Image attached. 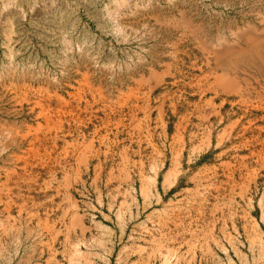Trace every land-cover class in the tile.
Here are the masks:
<instances>
[{
	"label": "rangeland",
	"instance_id": "1",
	"mask_svg": "<svg viewBox=\"0 0 264 264\" xmlns=\"http://www.w3.org/2000/svg\"><path fill=\"white\" fill-rule=\"evenodd\" d=\"M0 264H264V0H0Z\"/></svg>",
	"mask_w": 264,
	"mask_h": 264
}]
</instances>
